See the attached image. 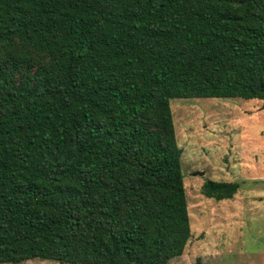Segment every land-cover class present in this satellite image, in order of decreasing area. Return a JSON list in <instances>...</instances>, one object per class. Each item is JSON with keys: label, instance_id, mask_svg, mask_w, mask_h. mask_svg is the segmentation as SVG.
<instances>
[{"label": "trees", "instance_id": "obj_1", "mask_svg": "<svg viewBox=\"0 0 264 264\" xmlns=\"http://www.w3.org/2000/svg\"><path fill=\"white\" fill-rule=\"evenodd\" d=\"M175 97L264 108V0H0V263L179 256Z\"/></svg>", "mask_w": 264, "mask_h": 264}, {"label": "rangeland", "instance_id": "obj_2", "mask_svg": "<svg viewBox=\"0 0 264 264\" xmlns=\"http://www.w3.org/2000/svg\"><path fill=\"white\" fill-rule=\"evenodd\" d=\"M261 104L239 97L169 99L190 236L182 253L166 264H264ZM205 180L239 186L231 198L214 200L200 193ZM16 264L66 263L30 259Z\"/></svg>", "mask_w": 264, "mask_h": 264}, {"label": "water", "instance_id": "obj_3", "mask_svg": "<svg viewBox=\"0 0 264 264\" xmlns=\"http://www.w3.org/2000/svg\"><path fill=\"white\" fill-rule=\"evenodd\" d=\"M202 174V171H194L192 172V175H201Z\"/></svg>", "mask_w": 264, "mask_h": 264}]
</instances>
